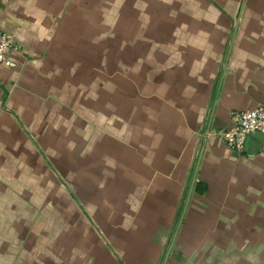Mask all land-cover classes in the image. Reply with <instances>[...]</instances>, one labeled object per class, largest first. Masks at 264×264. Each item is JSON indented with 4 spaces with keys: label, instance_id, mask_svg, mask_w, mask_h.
<instances>
[{
    "label": "crops",
    "instance_id": "obj_1",
    "mask_svg": "<svg viewBox=\"0 0 264 264\" xmlns=\"http://www.w3.org/2000/svg\"><path fill=\"white\" fill-rule=\"evenodd\" d=\"M152 5L153 14L148 0H0V29L17 44L12 64L0 63V255L9 246L28 260L58 232L66 243L61 229L78 226L90 197L119 254L94 234L111 264L132 254L156 264L189 185L168 264L264 261V148L239 152L219 136L234 112L264 104V0ZM148 11L159 35L169 21L171 42L139 46L137 75L123 70L99 91L98 41L124 22L131 33ZM204 65L214 88L206 122L192 73L179 72Z\"/></svg>",
    "mask_w": 264,
    "mask_h": 264
},
{
    "label": "rangeland",
    "instance_id": "obj_2",
    "mask_svg": "<svg viewBox=\"0 0 264 264\" xmlns=\"http://www.w3.org/2000/svg\"><path fill=\"white\" fill-rule=\"evenodd\" d=\"M176 1L177 0H163L164 12L165 11L170 12L171 3L173 2L176 3ZM152 3H153V0L151 1L148 0V5L151 8L152 14H153L154 6L152 5ZM147 13L148 14H146L147 15L146 18L148 20L150 18L151 19L149 21H144V22L139 21L138 25L136 26V29L133 30L131 33L130 31H127V28H128L126 25L127 22H124L121 24L119 31L115 35L102 38L98 41L96 45V51H98V66L96 69L98 70V76L100 80L99 88L102 89V90L99 89V91L105 92L103 88H105L107 85L106 84L103 85V83L107 82L106 80L107 77L108 78L109 77L110 78L122 77L123 70H125V72L127 73L130 70L138 72L139 46H144V45L154 46L157 44L158 45L159 44L160 45L169 44L171 42V37L169 36V30H168L170 27V24L168 25L169 21H166V20L164 21L165 23H167V25H165L164 23L163 31L161 33L163 35H159L158 33L160 32V28H158V26L157 28L153 27L154 25V22L152 21L153 16L152 14H150V11H148ZM211 13H212V16L214 17L215 16L214 14H217L218 12L214 7H212ZM145 31L148 33L147 35H144ZM184 41L185 39H180V45H182ZM151 55L153 56L154 53L152 52ZM147 62L148 64L146 65H150L148 59H147ZM142 65L143 64L141 63L140 70H142V67H143ZM153 66H154V63H152V70L154 71ZM137 72H136V75H137ZM179 72H180V75L183 76L182 78L184 79L190 77L189 80H191L192 78L190 76V74L192 73L191 75H193V81H195L194 87L196 90V98L194 101L196 118H198V121H199L200 117H202L203 115L202 122L203 121L206 122L207 117H204L206 114L205 109H207L208 103L212 95L214 94V88H212L213 78L212 77L210 79L207 78L208 69L206 68V65H204L202 69L194 68L193 70H191L187 68H180ZM84 75H86L85 72H84ZM196 82L200 84L198 85L196 84ZM179 87H180L181 93L186 92L189 87L191 88V86L187 87V85H184V84H180ZM190 88L188 91H190ZM180 104L184 109L179 108L178 123L186 124L188 121V119L186 118L188 117L187 115L182 116L183 113L187 114L185 110L186 100H184V102H180ZM149 119L150 121L154 120L152 119V117L148 118V120ZM197 135L198 133L196 134V136ZM200 150H201V145L198 146V150L195 156V164H194L195 167L199 162ZM188 187L189 185L186 187L184 186V196L182 198V202L180 203L179 214L177 217H175L174 222L172 223L170 237H168L169 241L164 246L163 252L160 255V260H158L156 264H164L166 256L169 254L168 260L166 263L168 264L170 253H171L169 248L171 247L172 239L176 232L177 224L180 219V215L183 213L187 199H188V195H189ZM82 199L84 201L82 204L80 203L79 205L82 213L81 215H79L80 219H79L78 226L76 227L74 226L73 229L71 228L61 229V233H62L61 237L67 238L66 243L63 242V239L65 238H60V239L58 238L60 232L51 234V236L47 235L52 240L49 246H46L47 252L45 251V249L42 250L41 248V251L39 253H35L34 255H29L30 256V258L28 259L29 261L27 260V256L24 254L17 253L16 255H12L13 252L10 251L9 246H6L7 248H5L4 246V248L7 250L2 252V254L0 255L1 257L0 264H111L110 258H108L107 254L104 253L103 249H101L99 246L98 247L95 246L97 243H95L94 234H96L100 240L108 244L106 246H108L109 250L112 251V254L114 255V257H117L118 252L115 250L114 246L111 245V243L108 241L106 229L96 227L97 223L94 222L92 220L93 218H91L90 216L89 211H91L92 206L88 202H86V200L88 199L89 201H91L93 198L89 197V198H82ZM94 199L100 200V197H95ZM95 206L99 207L100 209H103V207L105 208V206L98 204V202ZM227 215L232 218H234L235 216V214L233 213H229ZM97 216L99 217L98 219L101 220V217H102L101 214L99 213V215ZM92 221H93V224L91 223ZM98 225H100V223ZM231 233L229 232L227 233V235L228 236L233 235ZM29 237L30 236L27 235V239H29ZM54 237H57V238H54ZM35 242H37V240H35ZM248 248L249 247H247L246 250ZM98 249H99V252L97 251ZM227 249L232 250L231 245L226 246V250ZM211 251L212 252L216 251L213 245L211 246ZM135 257H136L135 254H132L130 261L126 262V264H142L143 263V262H138V260H136ZM145 263L152 264L153 261L147 259ZM114 264H118L116 262V259H114ZM247 264H256V263L252 261H247ZM258 264H264V261H259Z\"/></svg>",
    "mask_w": 264,
    "mask_h": 264
},
{
    "label": "built area",
    "instance_id": "obj_3",
    "mask_svg": "<svg viewBox=\"0 0 264 264\" xmlns=\"http://www.w3.org/2000/svg\"><path fill=\"white\" fill-rule=\"evenodd\" d=\"M15 48L17 44L12 34L0 29V63L11 65V52ZM257 132L264 133V104L245 111L234 112L231 126L222 130L219 136L228 147L244 152L247 140ZM262 148H264V143Z\"/></svg>",
    "mask_w": 264,
    "mask_h": 264
},
{
    "label": "water",
    "instance_id": "obj_4",
    "mask_svg": "<svg viewBox=\"0 0 264 264\" xmlns=\"http://www.w3.org/2000/svg\"><path fill=\"white\" fill-rule=\"evenodd\" d=\"M264 143V133L261 132H257L255 133L253 136H251L248 140H247V144H246V150L248 152H257L259 150L262 149V145ZM176 238V237H175ZM174 243V242H173ZM173 243L170 247V250L173 246ZM168 256L169 254L166 256V259L164 261V264L167 263L168 260Z\"/></svg>",
    "mask_w": 264,
    "mask_h": 264
}]
</instances>
